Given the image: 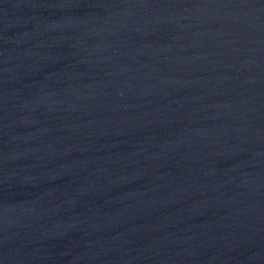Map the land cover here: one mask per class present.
Returning a JSON list of instances; mask_svg holds the SVG:
<instances>
[{
    "label": "water",
    "instance_id": "obj_1",
    "mask_svg": "<svg viewBox=\"0 0 264 264\" xmlns=\"http://www.w3.org/2000/svg\"><path fill=\"white\" fill-rule=\"evenodd\" d=\"M0 264H264V0H0Z\"/></svg>",
    "mask_w": 264,
    "mask_h": 264
}]
</instances>
